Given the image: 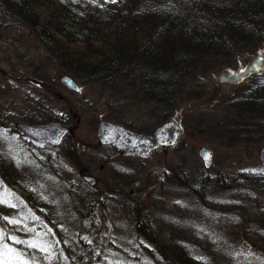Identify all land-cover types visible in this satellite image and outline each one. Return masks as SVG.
<instances>
[{"label": "trees", "instance_id": "16d2710c", "mask_svg": "<svg viewBox=\"0 0 264 264\" xmlns=\"http://www.w3.org/2000/svg\"><path fill=\"white\" fill-rule=\"evenodd\" d=\"M0 9L2 27L19 26L25 30L27 36H22L27 41H30L28 36L38 40L47 53V60L41 65L32 61L35 56L29 57L28 49L24 55L19 54L24 65L32 68V77L25 86L16 88L23 103L14 111L15 119L10 121L5 117L10 109L0 111V175L27 191L26 199L13 195L0 197L13 204L16 221L22 225V230L16 232L19 241L10 243L9 257L0 258V264H105L102 262L106 259L104 243L109 238L106 233L103 235L104 220L97 219L95 214L96 206L101 203L99 197L94 201L86 193L69 197L60 184L57 185L60 195L56 198L55 194H45L42 189L47 186L36 175L40 168L33 164L36 161L32 152L28 156L24 151L19 152L14 144L16 134L8 133L7 128L18 131L17 117L35 123L70 121L67 111L75 106L58 91L64 86L61 77L65 74L72 76L83 92H87L86 88L99 87L100 97L106 96L110 109L104 118L125 124V116L119 112L122 98L135 97L137 92L145 101L170 103L167 106L170 108L179 99H199L204 93L207 74L225 66L239 68L247 64L252 54L264 45V0H0ZM26 74L16 70L15 77ZM236 86L238 90L226 100L221 112L205 110L201 116L195 115L199 120L192 116L191 124L195 123L203 135L227 138L229 144L260 145L264 140V68ZM55 99L68 105L59 108ZM85 104L94 106L95 101L88 100ZM83 106L82 101L77 107ZM168 118L170 114L163 115L159 122ZM17 136L26 146L34 144L21 132ZM50 161L49 166L54 168ZM54 171L57 175L62 172ZM177 175L182 177L179 172ZM187 177L195 198L205 202L208 194L228 188L235 193L229 195L235 203L221 212L220 219H213L221 228L217 233L212 230L217 226L205 221L204 212L188 207L184 214L186 221L170 224L169 236L175 242L168 239V253L163 250L159 230L147 210L129 193L133 182L121 184L126 188L123 194L130 196L124 199L130 201L128 213L138 238L148 242L160 255L158 262L142 264H236L237 248L233 249V241L239 238L250 241V228L264 230V203L258 197L249 201L252 193H264V166L249 168L243 175L245 182L232 175L212 180L206 169L197 174L193 170ZM208 182L212 188L205 193ZM76 200L84 205L83 213L75 211ZM45 210L61 228L66 223L72 227L78 249L74 258L67 256L60 225L53 226V221L45 220ZM227 216L233 218L232 224ZM239 216L245 218L244 228L240 226ZM5 218L9 219L0 208V229L13 232L17 225L9 220L7 230ZM226 225L238 228L234 236H226ZM22 231L26 235H21ZM30 238L43 241V250L38 249L36 241L35 246L29 244ZM227 250L228 254L220 255V251ZM45 252L48 257L43 259L47 262L41 258ZM113 264L118 263L113 261Z\"/></svg>", "mask_w": 264, "mask_h": 264}, {"label": "rangeland", "instance_id": "374dc122", "mask_svg": "<svg viewBox=\"0 0 264 264\" xmlns=\"http://www.w3.org/2000/svg\"><path fill=\"white\" fill-rule=\"evenodd\" d=\"M3 24L0 21V80L2 81L0 88L3 87L0 89V111L10 109V114L5 117L12 121L14 111L18 109L19 103H23V97H21L20 92L16 88L17 86H25L27 84L26 80L32 77V68L26 64L24 65V58L22 60L19 54L24 55L25 50L28 49L29 57L35 56V59L32 61L37 62V65H41L42 62L47 60V53H45V49L38 40L28 36L30 41H27L25 30H20L19 26L4 28L2 27ZM22 35L26 36L23 37ZM260 51L264 52V45L259 47L251 57L253 58ZM224 68L238 69L233 66H225ZM224 68L206 75L204 79V93L201 98L190 100L179 99L174 101L176 105H172L173 107L171 108L167 107L170 103L165 102L161 104L156 101H145L140 92H137L135 97L127 96L122 98L123 106L119 112L125 116L123 118L128 125H131L137 131L143 132L142 134L150 133L154 130L159 125L162 116L168 114H170V117L179 118L185 126L184 138L179 145L170 147L166 151L162 149L159 151L155 150L143 158L121 156L113 154L115 152H111L108 149L96 147L98 141L95 136L98 123L102 120H107L104 116L110 111L105 102L107 100L106 96L100 97L99 87H95L94 89L86 88L87 92H83L84 90L75 92L65 85L58 89L59 94H62L63 97L65 96V99L75 106L71 111L68 110L67 113L71 119L69 122L77 126L75 139L66 140L65 144L58 150L61 157V169L56 167V165H53L54 168H51L48 163L49 154L56 156V150L49 152L44 146H26L23 142L24 140L21 141L17 138L19 131L8 130L7 128L6 131L8 133L16 134L14 144L19 148V152L20 150L21 152L24 151L25 156H28L30 151L32 152L36 161L33 164L37 168H40L36 173L37 176L54 178L52 180L56 183V186L60 184L70 195L81 196L84 195L83 193H86L93 201L99 197L101 203L99 206H96L95 214L97 219L104 220L106 231L103 235L106 233L109 238L104 243L106 259L102 261L103 263L113 264V261H115L118 264H121V262H125L126 264H142L153 261L156 263L160 259V255L154 251L148 242L138 238L133 220L130 217L131 214L128 213L130 210L127 205H130V201L124 199L126 197L127 199L130 198V196L127 194L123 195L126 188L122 187V183L128 184V182H133V184H130L129 193L131 194V189L134 190L133 198L136 196L137 202L140 201L143 208L147 210V213L159 230L161 242L165 247H163V250L168 253V239L170 238V243L175 242L174 237L172 239L169 236L170 224L186 221L187 219H185L184 214L188 207L192 206V209L204 212L205 221H210L213 225L217 226L212 229L213 233H217L219 228L213 219H220L221 212L227 210L228 206H232L235 203L233 202V198H229V195L234 193V191L228 188L220 192L208 194L205 202L200 200L198 196V198L192 196L187 184L190 177L187 176L193 170L197 174L201 170L206 169L211 175L212 180L215 177L232 175L238 181L241 179L242 182H245L243 175L246 174L247 170L262 165L259 153L264 145V140L260 142V145H257L259 143L246 142L229 144L227 138L217 139L213 136L203 135L199 132L198 126L195 123L191 124L193 121L192 116L196 114L201 116V113L205 110L221 112L226 106V100L231 98L233 93L238 90L236 84L217 83L216 78ZM16 70H23L27 74L16 78ZM5 84L7 87H4ZM88 100L95 101V105L87 104L89 105L87 106L85 102L87 103ZM82 101L84 102V106L78 108L77 106ZM55 102L59 101L55 99ZM62 102L65 105L61 102L56 105L59 108L68 105L65 101ZM194 119L199 120L198 116H195ZM19 120L20 118L17 117L16 122ZM8 126L9 123L7 124ZM184 142H187L188 146L184 147ZM202 145H208L213 150L214 164L210 169L205 168L204 162L199 155L198 150ZM86 167L91 168L89 173L94 175L98 180L94 188L87 186L82 180ZM54 169H60L62 172H59L60 174L58 173L57 175ZM177 172L182 177L178 176ZM71 178H74L72 179V183L78 185L79 190L71 189L72 185L69 183V179ZM248 184L250 183L248 182ZM209 188L211 189L212 185H209L208 182V187H205V193L208 192ZM42 191L46 193L45 190L42 189ZM26 192L19 185H12L6 178L0 175L1 198H9L13 195L16 198H20V200L21 198L26 199ZM48 192V195L54 196V193L51 194L50 190ZM232 195L234 196L235 193ZM256 197L264 203V193H252L249 201L253 202ZM1 198L0 208L3 214L9 218H5L7 225L4 227L8 230L9 220L11 224L17 225L16 228H13V232L0 229V258H3V256L9 257L10 249L12 248L10 243L19 241L20 236L16 232L22 230V225L16 221L17 212L12 207L13 204H9L6 202V199ZM70 204H72L71 201ZM92 204L94 205L93 202ZM82 206L84 205L77 203V200L76 202L73 201L75 211L83 213ZM50 210L52 215L56 214L51 207ZM45 212L47 213L45 220L49 219L53 221L51 223L53 226L56 223L59 224V222L52 219L46 210ZM227 217L230 224H232L233 218L231 216ZM193 220V222H196L195 216ZM244 220V217L239 216L240 226L242 227ZM45 224H47L46 221ZM68 224L66 223V227L62 226V228L61 224H59V230L61 234L65 235V238H63L67 243V256L74 258L78 249L76 248L73 229ZM226 226H228L226 236H234L233 233L238 228H234L232 225ZM260 230H262L260 227L250 228V241H244L241 238L233 241V249L237 248L235 254L236 264L239 263L238 261H242L245 264H264V230ZM179 233L183 236L186 234L184 232ZM21 235L26 234L22 231ZM137 239H139L138 242H136ZM34 241L39 245L38 249L43 250V241L37 238H30L29 244L35 246L33 244ZM220 247L222 248V244ZM220 252V255H226L229 253V250ZM47 257L46 252L41 254L43 262H47L45 261Z\"/></svg>", "mask_w": 264, "mask_h": 264}, {"label": "water", "instance_id": "95a60500", "mask_svg": "<svg viewBox=\"0 0 264 264\" xmlns=\"http://www.w3.org/2000/svg\"><path fill=\"white\" fill-rule=\"evenodd\" d=\"M264 68V52H258L247 64L238 68H224L216 78L218 84L230 83L241 84L250 75ZM62 83L69 89L80 92L81 87L78 82L70 75H63ZM17 128L31 139L36 141H45L54 145H59L63 137L75 134V127L62 123H33L20 121ZM185 128L181 120L177 117H171L161 122L151 133L139 134L131 131L122 123L102 120L98 124L96 137L100 145H112L121 152H137L148 154L152 150L161 148L166 151L168 148L176 146L183 141ZM188 146L187 142L183 143ZM199 155L204 162V166L210 169L214 164V153L208 145H202ZM260 161L264 165V145L260 149ZM84 178L91 184H94V178L85 175Z\"/></svg>", "mask_w": 264, "mask_h": 264}, {"label": "flooded vegetation", "instance_id": "af4514ba", "mask_svg": "<svg viewBox=\"0 0 264 264\" xmlns=\"http://www.w3.org/2000/svg\"><path fill=\"white\" fill-rule=\"evenodd\" d=\"M73 109V108H72ZM69 115V114H68ZM72 115H74V113H72ZM75 116V115H74ZM19 121H22V120H19ZM54 122H57V123H62V124H67V125H73L74 127H75V134L74 135H72V136H68V135H66V136H64L63 137V140L61 141V143L59 144V145H54V144H51V143H49V142H45V141H36V140H34V139H31V138H29V137H27V138H29V139H31V140H33V142H34V144L33 145H39V146H44L49 152H51L52 150H56V153H57V155L56 156H53L52 154H49V159H51V166L53 167V165H56V167H58V168H60L61 169V166H62V164H61V157H60V153L58 152V150H60L61 149V147L65 144V142H66V140H74L75 139V137H76V129H77V126L75 125V124H72V122L70 123L69 121L68 122H59V121H53V122H50V123H54ZM121 123V122H120ZM123 125H125V126H127L131 131H133V132H136V133H139L138 131H136V130H134V129H132L129 125H127V124H125V123H122ZM16 126H17V123H16ZM20 132V131H19ZM151 133V132H150ZM23 134V133H22ZM140 134H142V133H140ZM145 134H148V133H145ZM24 135V134H23ZM25 136V135H24ZM95 138H96V140L98 141V139H97V137L95 136ZM73 147V146H72ZM96 147H98V148H100V149H102V148H104V149H108V150H110L111 152L113 151V152H115V153H113V154H118V155H121V156H134V157H137V158H143L144 156H148L149 154H151L153 151H155V150H160V148H157V149H154V150H152L150 153H148V154H144V153H137V152H121V151H119V150H117L114 146H112V145H100V144H98L97 143V146ZM74 148V147H73ZM73 148H72V150H73ZM15 156L13 155L12 156V158H14ZM50 165V164H49ZM89 167H86V172L83 174V182H84V184H86L87 186H89V187H95V185L97 184V182H98V180H97V178L94 176V175H92V174H90L89 173V169H88ZM60 174V173H59ZM85 175H89V176H92L95 180H94V184H91L89 181H87L85 178H84V176ZM43 179V185L46 187V189H45V194H49V192H48V190H50L51 191V194H55V195H58L59 194V191L57 190L58 189V187L56 186V183L52 180L53 178H50V177H41V180ZM72 179H74V178H71V179H69V183L72 185V187H71V189L72 190H74V189H77V190H79V186L78 185H74L73 183H72ZM45 181V182H44ZM48 189V190H47ZM133 193H134V190L133 189H131V194L133 195ZM60 195V194H59ZM70 195V193H67V196H69ZM120 195H121V193H120ZM124 195V194H123ZM70 197V196H69Z\"/></svg>", "mask_w": 264, "mask_h": 264}, {"label": "snow or ice", "instance_id": "6c2138e0", "mask_svg": "<svg viewBox=\"0 0 264 264\" xmlns=\"http://www.w3.org/2000/svg\"><path fill=\"white\" fill-rule=\"evenodd\" d=\"M113 2H115V0H113Z\"/></svg>", "mask_w": 264, "mask_h": 264}]
</instances>
